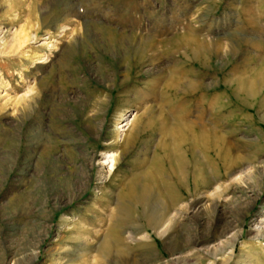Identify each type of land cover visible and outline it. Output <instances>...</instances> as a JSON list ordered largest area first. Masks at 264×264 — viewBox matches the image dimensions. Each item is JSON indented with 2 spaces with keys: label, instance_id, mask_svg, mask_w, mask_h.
<instances>
[{
  "label": "rangeland",
  "instance_id": "1",
  "mask_svg": "<svg viewBox=\"0 0 264 264\" xmlns=\"http://www.w3.org/2000/svg\"><path fill=\"white\" fill-rule=\"evenodd\" d=\"M255 12L264 0H0V264H120L123 253L170 264L165 247L180 238L174 256L210 264L204 250L233 232L237 254L256 237L264 245ZM20 29L30 40L4 49ZM183 33L214 39L216 53L201 63ZM188 80L218 83L212 95L231 104L211 108L204 90L191 101ZM178 96L190 97L177 107ZM135 113L126 142L118 126ZM214 147L222 173L208 185L201 158ZM172 207L174 227L159 236L143 218ZM133 225L149 238L138 246L125 237ZM251 259L230 264H264V252Z\"/></svg>",
  "mask_w": 264,
  "mask_h": 264
},
{
  "label": "bare ground",
  "instance_id": "2",
  "mask_svg": "<svg viewBox=\"0 0 264 264\" xmlns=\"http://www.w3.org/2000/svg\"><path fill=\"white\" fill-rule=\"evenodd\" d=\"M239 8H240V6H239ZM256 11H258V10L256 9ZM255 13L257 14L253 18V20L255 19V21L250 20L251 22L250 23L248 22V23L250 26L253 27V29L255 30L254 32L260 34V33H262L261 32L262 29H264L263 28L264 27V15L258 16L259 12H255ZM210 28H211V26H210ZM189 29H190V27H189ZM198 31H199V29H198ZM181 36H186V38L188 39L190 44L193 43L195 45V46L193 45V48H190L191 46H189V48L185 49V51L188 50L189 52H192L193 57L197 58L199 60H201V58H203L201 60V63H204V61H206V55H208L210 58L211 56H213L216 53V51H215L216 49L215 50L213 49L215 47L212 48V46H211V44H214V43H212V40H214V39H209L210 41H207V40L204 41L203 38L198 39V37H196V36L189 35V34L187 35L184 33ZM261 38H263V37H261ZM261 38H260V35H255V37L251 39L252 44L260 50H261V48H264V40ZM187 39H184V40L186 41ZM29 40H30V38H29L28 34L25 33L24 30H22V29L16 30V31H14L10 42L9 41L3 42V44H4L3 48L4 49H10V48H13L15 46L19 47L23 43H25L26 41H29ZM189 42H186V43L189 44ZM46 44L49 46L50 49H52L54 47L53 44H49L48 42ZM206 51L208 52V54H206L207 53ZM202 55H204V56H202ZM43 58H44V56H43ZM39 62H42V61H39ZM217 66H221V63L219 62V65H217ZM263 75L264 74L258 75L259 76L258 77L259 82L264 81ZM217 84L214 83V84L202 85V84H196L192 80H188V82L186 83L187 89H185V93L193 95V94H196V92L201 91V90L207 91V92H205V94H207L209 96V99H210L209 100V106L211 108L217 110V111L218 110L220 111L221 108H223V106L225 107V106L231 104V99L224 101V98H223L224 95H217L215 93H214L215 95H212L213 94L212 92L214 91ZM260 84H262V83H260ZM30 91H32V88L27 90L25 94L29 93ZM204 96H206V95H204ZM188 97H190V96H188ZM188 97L178 96L176 99L175 105L177 107H181L184 104V102H186V99H188ZM194 99H195L194 95L192 97H190L191 101ZM180 113L183 114V111H181ZM217 114H218V112H217ZM217 114H215L216 116L214 117V119L217 117ZM137 117H138V115H136V113L133 116H130V117L128 116L124 119V120H126V122L124 120H122L120 123L121 125L118 126V129H119V131L122 132L121 135H123L124 139L126 137V132L129 130L132 123L134 122V120ZM210 130H211V128H207V126H205V125H203V127H200L201 132H205V131L208 132ZM130 138H131V134H128L127 138H126L127 140L125 139V141L129 142ZM104 154H105L104 161H102L103 170L101 172H105L106 176H107L108 174L113 172V170L115 169L116 159L118 158L119 153H118V151L114 150V151L105 152ZM201 160L203 162L204 169L206 172V176H205L206 181L205 182H206V184L209 185V183L214 178L216 179L217 173H222L220 150H217V148H215V147L206 149V152L204 153V158H201ZM224 173H227V171ZM166 188H168V187H166ZM172 208L174 211H172V213L169 217H165L164 215L163 216L162 215L161 216H153V217L152 216H145L143 219H145L144 220V221H146L145 223L156 234H159V236L163 237L164 235H166V233H169L168 231L172 227H174V226L171 227V225L173 224V223L171 224V222L175 221V219L178 217L177 210L174 207H172ZM137 225H145V224H141V223L139 224L138 223ZM137 225H133V234L131 235V232H128V233H126L125 237H126V239L134 241L135 245L138 246V245H140V241H137L139 239L138 238L139 235H140V238H143L144 240H148L149 238H148L147 233L142 232V230ZM130 227H132V226H130ZM260 232H261V228L259 227L257 229L256 236L258 234H261ZM236 233L237 232H233V234H232L233 238L232 239H229L227 241H220L217 244L213 245L212 248H208V249L204 250L206 254L211 255L212 258H214L210 264H230V262H232L235 258H240L241 263H243V261L245 262L248 260H253V259H251L252 255H256V254L259 255L260 253L264 252V245H262V241L260 239L258 240V237H256V239H257L256 243L258 245H256L255 247L249 248L248 246L245 245V243H241V244H243V247L240 249V253L237 254V242H239V239L241 237L239 238V236L237 235L238 233L237 234ZM261 237H264V234H261ZM173 242H174V240H173ZM185 242L187 243L186 239L184 240L183 238L182 239L180 238L179 241H175L174 243L165 247V251L169 252L171 255L172 261L170 260L171 261L170 264H200V262H197V263L193 262L192 261L193 257L174 256L175 254H182L184 252V250L187 246L185 244ZM188 245H189V243H188ZM81 255H82V253H81ZM194 258H195V256H194ZM196 259H197V257H196ZM198 259L200 261V257H198ZM145 262L146 263H143L142 261H140L139 259H136L135 257L131 256L130 254L123 253L122 257H121L120 264H151V263H147V262H150L149 260H146ZM54 264H60V263L55 261Z\"/></svg>",
  "mask_w": 264,
  "mask_h": 264
},
{
  "label": "crops",
  "instance_id": "3",
  "mask_svg": "<svg viewBox=\"0 0 264 264\" xmlns=\"http://www.w3.org/2000/svg\"><path fill=\"white\" fill-rule=\"evenodd\" d=\"M157 173H160L161 175H159V177L161 176V178H162V173H163V170H158V171H156ZM162 185H163V188L164 189H167L166 187H168L169 189L171 188V186H170V184L169 183H167V182H165V183H162Z\"/></svg>",
  "mask_w": 264,
  "mask_h": 264
}]
</instances>
